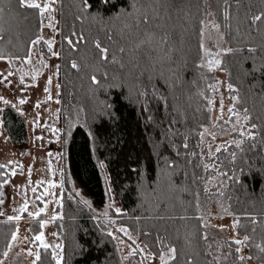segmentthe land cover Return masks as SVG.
Listing matches in <instances>:
<instances>
[{"label":"trees","instance_id":"16d2710c","mask_svg":"<svg viewBox=\"0 0 264 264\" xmlns=\"http://www.w3.org/2000/svg\"><path fill=\"white\" fill-rule=\"evenodd\" d=\"M133 3L135 9L131 7ZM228 3L229 18L225 19L224 0H91L90 11L98 16L92 20L77 18L79 0H57L66 173L62 180L61 217L52 224L64 245L63 264H124L116 240L107 235L111 232L109 223L96 212L106 203L107 186L124 208L119 224L137 234L152 253L175 246V264H185L188 258L194 264H212L209 239L203 238L202 217L210 213L208 197L215 199L214 193L222 191L224 195L216 198L220 200L218 213L239 220L237 235L252 237L245 243L248 253L264 263V253L255 247L264 238V72L252 71L264 63V25L250 22L251 15L264 9V0ZM0 6L4 8L0 13V54L27 57L33 46L31 41L41 35L39 10L22 8L17 0H0ZM207 16L220 25L227 48L242 49L223 52L219 67L226 72L227 81L238 89L237 105L248 108L250 124L258 125L251 129L255 139L247 138L243 151H235V161L226 160L228 177H222L223 185L210 186L211 171L204 170L197 147L199 130L210 117L209 84L213 80V71L204 64L200 67V21ZM80 34L85 39L80 40ZM65 37H70L73 45ZM97 40L100 49L95 47ZM249 47L257 51L249 53ZM39 48L46 50L43 41ZM103 48L108 49L106 58ZM120 48L124 51L120 52ZM73 61L77 68H72ZM92 76L97 78V84H93ZM113 84L117 86L108 87ZM153 88L163 99L153 95ZM142 89L147 90V97L138 95ZM105 105L111 107L106 109ZM149 115L153 117L151 121L147 119ZM1 121L23 153L28 142L23 115L6 104ZM184 135L189 138L188 149L183 147ZM192 151L197 155L191 156ZM163 157L174 161V167L166 169ZM233 176L235 179L229 178ZM2 177L1 180L6 176ZM69 181L88 197L90 208L68 195ZM206 183L208 192H204ZM42 215L31 221V233L41 231L38 218ZM15 229V220L0 221V259ZM36 250L40 253L36 264H55L52 248L39 245ZM132 258L128 264H143Z\"/></svg>","mask_w":264,"mask_h":264},{"label":"rangeland","instance_id":"374dc122","mask_svg":"<svg viewBox=\"0 0 264 264\" xmlns=\"http://www.w3.org/2000/svg\"><path fill=\"white\" fill-rule=\"evenodd\" d=\"M36 2L43 5L44 3L51 2L55 11L45 13L43 17V26L41 28V35L46 45V50L42 51L39 44L32 46L31 62L25 58L4 57L0 59V121L2 107L6 105L4 100H7L9 105L13 106L20 112L26 120L28 142L26 149L22 153L17 146L11 141L6 131L0 124V221L9 220V217L19 216L20 219L15 220L17 239L10 240L11 250L8 249V255L0 259V264H33L37 247L40 245L34 237L39 233H44L45 242L49 245L57 243L63 244L55 233L52 224L53 216L60 218L61 216V203H62V180H64L65 171V144L64 138L66 131L64 130L60 117V84H59V70L57 74V65L59 66V55L53 56L52 52H58V4L57 0H36ZM49 15L54 19L52 20L53 27H48ZM205 25L204 35L201 38L205 48L213 53V56H207L202 50V63L208 67L207 61L213 58H219L223 54V49L227 48V44L220 38L221 30L217 32L211 28V23L218 24L213 18L207 16L204 20ZM52 40V51L48 50L46 41ZM215 53H220L219 57H215ZM11 60V62H10ZM43 60L47 65L45 67L40 63ZM213 71V80L209 84V121L202 125L199 132L208 129L203 137V143L200 142L199 137V152L202 151L205 155L202 157L204 164H215V168H209L211 173L209 177H216L218 175L217 169L223 172L226 170L225 162L231 161L229 153L235 152L238 148L235 144L231 143L232 140L240 138L239 132L232 130V123L235 122V117H231L232 123H228L230 113L228 108L236 105V110L241 112L243 108L237 105V100L233 99L236 96L235 91H230L228 88L229 82L227 81L226 72L220 67L211 69ZM40 73L33 79V72ZM11 73V75H9ZM24 76V81L21 83L20 77ZM51 77L50 93H46L44 89L48 87V78ZM59 85V87H58ZM235 89V88H234ZM51 95V100L47 97ZM25 101L24 104L20 100ZM37 101H40L39 107L36 106ZM59 101V102H57ZM211 101V103H210ZM221 102L223 104V118L216 119L221 116ZM58 129V131H54ZM247 130H251L250 123ZM215 133V139L209 133ZM41 137V139H37ZM247 137H244V141ZM212 145L213 156H208L207 145ZM222 145L221 151L215 153V148ZM11 162V163H10ZM105 175H106V170ZM15 173V174H13ZM6 176L1 180L2 176ZM107 177V176H106ZM228 177V176H227ZM226 177V178H227ZM3 178V177H2ZM225 178V177H224ZM67 179H69L67 177ZM222 177L219 179H212L208 185L220 184ZM70 183V181H69ZM54 185V186H53ZM108 185V183H107ZM47 193V194H46ZM69 196L71 194L81 202L88 200L75 185L70 183L67 190ZM214 197L209 196L207 202L209 204L208 215L202 217V222L205 227V233L209 236V245H211L210 253L212 254V262L215 256L221 257L219 264H241L238 260L239 255H243L245 260L243 264H264L255 261L250 257L246 244L236 245L235 243H228L230 240L242 239L237 236V232L233 224L236 217L232 215L219 214L220 200L214 193ZM37 197L36 201L35 198ZM77 199V200H78ZM90 202V201H89ZM27 203L28 207L25 211H21L22 206ZM108 216L105 218L101 215L106 206ZM41 208L45 211L40 214L42 217L38 218L40 223H44L41 231L33 234L29 231L31 221L35 220L38 216L34 215ZM116 208L121 209L119 213ZM124 211L122 204L113 190L107 186V200L103 207L96 210L99 218L107 221L110 225L113 236L116 237V243L121 256H127L130 247L139 245L144 248L143 252L137 251L136 256L132 259L142 261L143 264H160L158 257L152 259L148 256L150 252L147 247L140 240L139 236L132 232L129 228V233L132 240L123 232H120V213ZM115 221V223H111ZM127 228V227H126ZM211 237L217 238L212 240ZM12 238V237H11ZM219 238V239H218ZM224 239L226 244H223ZM123 241L124 243H120ZM236 247H241V253H236ZM31 252V255L29 254ZM163 252L167 253V250ZM231 252V255L229 253ZM234 253V254H233ZM224 257H227L226 259ZM124 264H128L129 258L123 260Z\"/></svg>","mask_w":264,"mask_h":264},{"label":"snow or ice","instance_id":"6c2138e0","mask_svg":"<svg viewBox=\"0 0 264 264\" xmlns=\"http://www.w3.org/2000/svg\"><path fill=\"white\" fill-rule=\"evenodd\" d=\"M17 3H18V6L22 7V8H26V9H37L39 10V17H40V22L41 24L43 23V17L45 15V13H51L53 11H55V9L52 7V4L51 2L49 3H44L43 5H41L40 3L36 2V0H17ZM132 8H136V4L133 3L131 5ZM224 7H225V11H224V17L225 19H228L229 18V12H228V8L230 7L229 3H228V0H224ZM90 8H91V0H79V4H78V9H79V13L80 15L77 17L78 19H88V18H91L92 20H96L98 18L97 15L95 14H92L91 11H90ZM4 12V8L2 6H0V13H3ZM211 15V14H210ZM116 19H119V16L115 17ZM54 18L49 15V24H48V27H53V24H52V20ZM102 19V18H100ZM143 21L146 23L148 21V17L147 15L145 14L144 17H143ZM250 22L251 24L253 25H257L258 23L261 24V25H264V9H262L259 14H253L251 15L250 17ZM200 24L201 25H205V21L204 20H201L200 21ZM206 26V25H205ZM211 28L212 29H215L217 32H219V29H220V25L219 24H216V23H211ZM258 30H259V27H258ZM72 35H77L75 32L72 33ZM204 35V28H201L200 29V36L201 38L203 37ZM109 40L112 39L111 35H109L107 37ZM220 38L223 39V34L220 35ZM0 39H3L2 36H0ZM65 39H67V43L69 45H73V40L70 38V37H65ZM79 39L80 40H83L85 39V37L80 34L79 35ZM41 40H43V36L42 35H37L36 39H33L31 41L32 45L35 46L36 44H39L41 42ZM47 43V46H48V50L51 52L52 51V45H53V41L52 40H48L46 41ZM95 47L100 49L101 48V44H100V41L97 40L95 42ZM199 47L204 50L205 54L207 56H213V53L209 52L206 48H205V45L203 43V40L201 39V42H200V45ZM120 52H123L124 49L123 48H120L119 49ZM222 51L226 52V53H234V52H239V51H242V49H233V48H226V49H223ZM257 51L256 48L254 47H249L248 48V52L249 53H255ZM101 52L102 54H104L105 58L107 57V53H108V49L107 48H103L101 49ZM52 55L53 56H58L59 53H56V52H52ZM215 57H219L220 53H215L214 54ZM31 57H32V51L31 49H29V51L27 52V61L28 62H31ZM16 58H19V57H16ZM0 59H4V56L3 54H0ZM11 62V60H10ZM112 62L115 63L116 60H115V57L112 58ZM253 62L255 63V58H253ZM40 63L42 65H44L45 67H47V65L44 63L43 60L40 61ZM221 60L219 58H213V59H209L207 61V64H208V67L210 69L212 68H215V67H219L221 65ZM72 68H77L78 65L75 61L72 62ZM203 63H201L200 67H203ZM57 74H58V70H59V66L57 65ZM121 67H123V65H121ZM252 71H255V72H264V63H262L260 65V67H254L252 69ZM9 75H11V73H9ZM40 73L38 71H34L33 72V79H35L37 76H39ZM105 76H107V73L104 74ZM149 79H151V77H149ZM91 80L93 82V84H97V78L95 76H92L91 77ZM20 81L21 83H23L24 81V76L22 75L20 77ZM48 87H46L44 89V91L46 93H50L51 89H50V85H51V77L48 78ZM117 85H108V87H116ZM59 87V85H58ZM97 87H101V85H97ZM228 88L230 91H238V89H234V86L229 83L228 84ZM152 93L153 95L157 98V99H163L162 96H159V94L156 92V89L153 88L152 89ZM139 96L141 97H147L148 96V92L147 90H140L139 93H138ZM49 100H51V95H49L47 97ZM0 99H3V97H0ZM233 99L235 100H238L239 97L238 96H234ZM59 102V101H57ZM4 103L5 104H8L9 102L7 100H4ZM20 103L21 104H24L25 101L23 99L20 100ZM40 101H37V104L36 106L39 107L40 105ZM211 103V101H210ZM106 109L111 107L110 105H105ZM144 107H145V110L147 111L148 110V103L147 101H145V104H144ZM228 112L230 113V118H229V121H227L228 123H232V120H231V117H235V122L232 123V130L233 131H237L239 132V135H240V138L238 139H234L231 141V143L235 144L237 148H240L241 151H243V148H242V145L244 144V137L246 136L248 139L250 140H254L255 139V134L253 131H250V130H247V126L249 125V123L251 122L252 120V116L250 115V110L248 108H244L243 111H242V114L241 112L237 111L236 110V105H232L231 107L228 108ZM111 115V113H110ZM223 118V104L221 102V116L220 117H217L216 119H222ZM149 121H151L153 119V117L151 115L148 116L147 118ZM3 122L0 121V124H2ZM172 123H175V121H173ZM203 127V126H201ZM250 127L251 129H256L258 127L257 124L255 123H251L250 124ZM54 131H58V129H54ZM205 132H208V129L207 128H204V131L202 132H199L198 135L200 137V142L203 143V137H204V134ZM213 139H215V133H209ZM37 139H41V137H37ZM171 138L169 137V140ZM188 136L187 135H184L183 136V147L184 149H188L189 148V144H188ZM163 143V142H161ZM171 146L173 148L176 147V145L174 143L171 144ZM255 146V145H253ZM197 147H199V145H197ZM221 147L222 145H218L216 146L215 148V153H219L221 151ZM208 156H213L214 153L212 151V145L209 144L207 145V153H206ZM177 155H179V152H177ZM191 156H196L197 153L195 151H192L190 153ZM205 155V153L202 151L200 153V156L203 157ZM229 156L231 157V160L234 162L235 159H236V153L235 152H231L229 153ZM11 163V162H10ZM189 163H191V161H189ZM163 164H164V167L166 169H171L174 167V164L175 162L174 161H170L168 157H163ZM4 167L3 165H0V168ZM101 167H103V164L101 165ZM196 167H200L199 164L196 165ZM215 164H212V163H205L203 164V168L205 171H207L209 168H215ZM217 172H218V175L216 177H209V180L208 182H211L212 179H219L220 177H227L228 174L226 172H223V171H220L219 169H217ZM15 174V173H13ZM186 175V174H185ZM230 179H235V176L233 177H229ZM221 185H223V181L221 180L220 181ZM54 186V185H53ZM209 189L207 187V183L205 184V187H204V192H208ZM47 194V193H46ZM221 196L224 195V193L221 191L219 193ZM199 194L197 193V196ZM2 202V201H0ZM82 203H84L85 205H87L89 208L91 207V204L89 201L87 200H83ZM28 205L27 203H25L22 208H21V211H25L27 209ZM108 207H111V205H108L106 206L105 210L103 213H101L102 216H104L105 218H107L108 216V211H107V208ZM224 211H227V209H223ZM45 211L44 208H41L38 212H36L34 215L36 216H39L41 212ZM121 211V209L119 208H116V212L119 213ZM57 217L56 216H53V219H56ZM94 219H98V217H93ZM9 220H13V219H20L19 216H16V217H9L8 218ZM137 220H139L140 218L137 217L136 218ZM254 224L257 222L255 218H253V221H252ZM111 223H115V221H111ZM239 224V220H235L234 224H233V227H236L237 225ZM44 226V223L42 222L41 223V227ZM120 232H123L125 235L128 236L129 240H132V236L131 234L129 233V230L128 228L126 227H121L119 229ZM256 229L253 228V232H255ZM53 235H56L55 233ZM107 235L112 237V239H116L115 236H113L112 232H107ZM145 236L149 235L148 233H144ZM205 240L208 239L207 237V234L205 233L204 237H203ZM17 239V233H13L12 234V240L15 241ZM34 239L36 241H39L40 242V246L44 249H49V248H52L53 251L51 252V257L52 259L55 261V264H63V261H64V245L63 244H60V243H57L55 245H49L48 243L45 242V238H44V233L41 232L39 233L38 235H36L34 237ZM252 240V237L250 235H244L242 239H235L234 240V243L236 245H244L246 242H250ZM157 241L161 244H163V241L160 240L159 237H157ZM120 243H124L123 241H120ZM82 248V246H79ZM130 247V251L128 253L127 256H121V260H125V259H128L129 257L131 256H135L137 251H140V252H143L144 251V248H141L139 245H136L135 247H132V246H129ZM145 247H148V245H145ZM209 247H211V245H209ZM255 247L257 249H259V251L261 253H264V238H262V241L261 243H257L255 244ZM8 249L11 250V244L8 245ZM242 249L241 247H236L235 249V252L236 253H241ZM31 255V252L29 253ZM3 255L6 257L8 255V251H5L3 253ZM177 255H178V250L175 246H171L169 245L168 248H167V253L163 252V251H160L158 253H152V252H149L148 253V256L151 257L152 259H156L158 257L159 259V262L160 264H169V261H172L173 264H175V261L177 259ZM229 255H231V252L229 253ZM35 261H33V264H36V261H39L40 260V253L37 252L35 254ZM225 259L227 257H224ZM251 258V257H249ZM221 257L219 256H215L213 258V262L212 264H219V261H220ZM238 260L241 262V264H243V261L245 260V257L243 255H239L238 256ZM185 264H194V261L191 259V258H188L186 261H185Z\"/></svg>","mask_w":264,"mask_h":264},{"label":"bare ground","instance_id":"6f19581e","mask_svg":"<svg viewBox=\"0 0 264 264\" xmlns=\"http://www.w3.org/2000/svg\"><path fill=\"white\" fill-rule=\"evenodd\" d=\"M107 200V199H106Z\"/></svg>","mask_w":264,"mask_h":264},{"label":"crops","instance_id":"0c3cea01","mask_svg":"<svg viewBox=\"0 0 264 264\" xmlns=\"http://www.w3.org/2000/svg\"><path fill=\"white\" fill-rule=\"evenodd\" d=\"M238 236V235H237Z\"/></svg>","mask_w":264,"mask_h":264}]
</instances>
